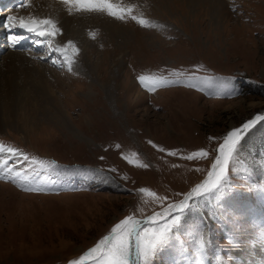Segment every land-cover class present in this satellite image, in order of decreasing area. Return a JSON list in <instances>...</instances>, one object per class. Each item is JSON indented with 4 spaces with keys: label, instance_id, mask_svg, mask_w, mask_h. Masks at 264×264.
<instances>
[{
    "label": "rangeland",
    "instance_id": "374dc122",
    "mask_svg": "<svg viewBox=\"0 0 264 264\" xmlns=\"http://www.w3.org/2000/svg\"><path fill=\"white\" fill-rule=\"evenodd\" d=\"M96 6L117 23L119 36L96 26L83 32L89 52L56 33L40 50L29 47L59 110L41 96L39 111L25 125L0 122V143L63 167L99 169L107 179L53 177L61 190L45 192H25L0 179L11 188L0 187V264L78 259L125 216L145 219L160 210L141 187L172 199L200 181L208 162L180 154L214 149L228 131L264 114V0H104ZM35 10L26 0L10 15L26 19ZM7 54H0V65ZM176 72L183 84L153 93L141 86L143 77L175 78ZM193 75L235 77V95L186 86ZM175 89L197 96L182 95L185 101L180 92L167 93ZM149 141L178 155L168 156ZM124 156L149 167L130 165ZM238 158L250 171L232 174L240 192L228 218H212L208 209L185 218L179 240L190 264H197L194 242L201 231L211 238L205 264H216L217 252L225 260L234 253L230 264H264V244L257 239L264 196L246 187L264 186V121L244 136ZM225 235L241 247L233 249ZM152 264H174L171 250H162Z\"/></svg>",
    "mask_w": 264,
    "mask_h": 264
},
{
    "label": "snow or ice",
    "instance_id": "6c2138e0",
    "mask_svg": "<svg viewBox=\"0 0 264 264\" xmlns=\"http://www.w3.org/2000/svg\"><path fill=\"white\" fill-rule=\"evenodd\" d=\"M11 31L17 27L28 28L35 22L27 21L16 15H7L4 18V25ZM12 46L16 45L13 36ZM175 78L163 76L143 77L140 83L143 89L149 93L159 88H166L171 85L184 83L183 74L176 72L172 74ZM235 77H200L193 75L187 85L204 91L218 90L228 95H235L232 82ZM264 121V114H258L253 119L247 120L241 126L235 127L224 135L222 141L217 142L216 147L201 148L191 151L181 158L188 161H207L210 167L202 173V178L189 190L177 193L176 198L157 196V193L146 187H141L139 192L147 197L153 198V203L159 204L160 210L155 211L145 219H137L134 215H127L111 228L110 232L103 236L93 247L79 256L72 259L69 264H152L153 258L162 250L169 248L172 252L174 264H190L191 258L186 254L185 242L179 240L183 234L185 218L189 214H199L202 210L208 209L210 216L215 219L228 218L231 212L230 202L240 192V189L233 183L232 174L249 172V168H241L238 158L239 148L244 136L253 129L259 122ZM214 139V138H210ZM153 148L160 152H167L168 156L176 157V150H166L163 147L152 143ZM119 147V145H117ZM133 157L137 154L134 152ZM101 159H104L101 157ZM128 164L140 168H147L149 165L124 156ZM23 166V167H21ZM195 171L200 172V168ZM53 177L77 178L87 177L89 179L107 177L103 172L95 168L63 167L54 160L39 159L30 156L18 147L0 143V179L8 180L25 192L60 191L56 187ZM247 189H259L264 196V186L251 184ZM77 190V189H70ZM220 213L218 216L217 213ZM203 220V217H201ZM173 238L177 243H172ZM224 239L233 249H239L241 242L225 235ZM257 239L264 244V228L257 234ZM195 253L197 264H205L211 238L201 231L195 240ZM234 253H229L225 260L219 252L215 255L216 264H230Z\"/></svg>",
    "mask_w": 264,
    "mask_h": 264
},
{
    "label": "bare ground",
    "instance_id": "6f19581e",
    "mask_svg": "<svg viewBox=\"0 0 264 264\" xmlns=\"http://www.w3.org/2000/svg\"><path fill=\"white\" fill-rule=\"evenodd\" d=\"M28 2L32 4L34 9L38 10L33 11L30 18L23 19L30 22L34 21V27L30 24L28 28L17 27L11 30L13 32H8L5 28L8 25H3L4 18L10 15L12 10L22 8L24 4L12 10L5 7L0 11V23L3 22L2 26L5 28H0V38L2 37L3 41L0 45V54L4 49L8 53L4 57L3 64L0 65V122L5 125H9L11 121L23 125L26 121L29 122L31 115H35L39 111L37 105L41 96L45 97L47 101L54 102V107L59 110L57 101L52 96L55 94L54 91L43 77L38 78L39 71L33 65L38 63L31 60V52H27L23 47L29 45L30 40L26 41L25 36L15 37L16 45L13 47V36L26 33L30 38L35 39L36 42L33 43V46L40 47L41 42H45L48 35L56 33L60 41L74 39L78 41L84 52H89V43L85 39V34H83L85 28L99 26L104 32L107 30L110 34H118V36L121 32L120 27L114 20L104 16L97 11L98 9L96 10V5H101L104 0H28ZM108 5L111 6L112 3H108ZM114 7L116 8V6ZM98 65L100 66V64ZM98 65L96 67L99 68ZM18 70L19 72H17ZM174 91L182 93L179 97L184 100L187 98L182 95L194 94L179 89L170 90L167 93ZM24 130L27 133L28 130L26 128ZM27 135L29 134L27 133ZM0 187L11 189L4 185H0Z\"/></svg>",
    "mask_w": 264,
    "mask_h": 264
}]
</instances>
